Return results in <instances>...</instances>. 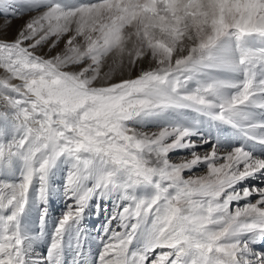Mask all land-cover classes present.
<instances>
[{
  "label": "snow or ice",
  "instance_id": "obj_1",
  "mask_svg": "<svg viewBox=\"0 0 264 264\" xmlns=\"http://www.w3.org/2000/svg\"><path fill=\"white\" fill-rule=\"evenodd\" d=\"M28 13L0 36V264H264V0H0Z\"/></svg>",
  "mask_w": 264,
  "mask_h": 264
},
{
  "label": "rangeland",
  "instance_id": "obj_2",
  "mask_svg": "<svg viewBox=\"0 0 264 264\" xmlns=\"http://www.w3.org/2000/svg\"><path fill=\"white\" fill-rule=\"evenodd\" d=\"M34 14L35 13H28V14H26V15L18 18V19H11L10 23H8L6 21V18L0 17V29H3V31L0 32V36H3L6 39H14L15 36H16L17 31L23 26V24L29 18V16L30 15H34ZM62 47H63V43H61V45H60V48H62ZM46 51H47V47L46 46H45V48L41 49V52H46ZM56 51H59V48L56 49ZM120 75H121V73L117 72L115 74V76H114V79H118L120 77ZM151 130L155 131L156 129H151ZM207 150H208L207 148H199V149H197V151H200V152H204V151H207ZM181 157L190 158V153H188L186 151H178L172 156V159H173V161L178 162ZM205 171H206V168L199 167L194 172L186 173V175H203L205 173ZM56 179L57 180L61 179V176H60L59 173H57ZM254 183L258 184L259 181L254 180V179H250V180L245 182V184L247 186H251ZM241 186H244V185H241ZM69 203H71V201H69ZM241 203H243V202H241ZM62 206H63V202L62 201H58L55 205H51V207L55 210L53 212V215H57L59 213V211H60ZM108 209H109V212L105 213L103 211V205H101L100 215L97 216L95 214V202H93L92 210H90L86 214V218H85V221H84V226L88 229L90 236H94L95 235L94 229L96 228V226L101 225L104 222L106 216L110 214L111 209H112L111 203L108 204ZM45 243H46V241L42 242L41 248H43L45 246ZM97 252H98V245L93 243L92 247H91L92 256L93 257L96 256ZM73 257H74V253L73 252H71V251L66 252V254H65L66 264H72Z\"/></svg>",
  "mask_w": 264,
  "mask_h": 264
}]
</instances>
